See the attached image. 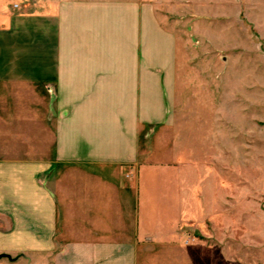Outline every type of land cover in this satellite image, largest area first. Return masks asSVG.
Here are the masks:
<instances>
[{"label":"crops","instance_id":"1","mask_svg":"<svg viewBox=\"0 0 264 264\" xmlns=\"http://www.w3.org/2000/svg\"><path fill=\"white\" fill-rule=\"evenodd\" d=\"M176 50L152 0H0V264H220L181 243L216 162L146 143L188 123Z\"/></svg>","mask_w":264,"mask_h":264},{"label":"rangeland","instance_id":"2","mask_svg":"<svg viewBox=\"0 0 264 264\" xmlns=\"http://www.w3.org/2000/svg\"><path fill=\"white\" fill-rule=\"evenodd\" d=\"M152 1L177 36V101L188 123L168 142L160 134L146 143L157 160L181 144L183 161L198 147L216 162L202 222L182 229L181 243L216 246L220 264H264V0Z\"/></svg>","mask_w":264,"mask_h":264},{"label":"water","instance_id":"3","mask_svg":"<svg viewBox=\"0 0 264 264\" xmlns=\"http://www.w3.org/2000/svg\"><path fill=\"white\" fill-rule=\"evenodd\" d=\"M2 256H7L6 254H0V257H2ZM8 257V256H7Z\"/></svg>","mask_w":264,"mask_h":264},{"label":"built area","instance_id":"4","mask_svg":"<svg viewBox=\"0 0 264 264\" xmlns=\"http://www.w3.org/2000/svg\"><path fill=\"white\" fill-rule=\"evenodd\" d=\"M13 6H16V4H14Z\"/></svg>","mask_w":264,"mask_h":264}]
</instances>
